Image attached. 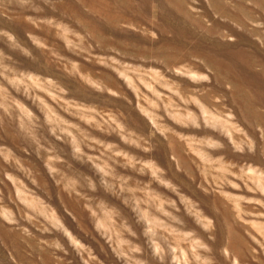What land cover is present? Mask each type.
<instances>
[{
    "label": "rangeland",
    "instance_id": "374dc122",
    "mask_svg": "<svg viewBox=\"0 0 264 264\" xmlns=\"http://www.w3.org/2000/svg\"><path fill=\"white\" fill-rule=\"evenodd\" d=\"M0 264H264V0H0Z\"/></svg>",
    "mask_w": 264,
    "mask_h": 264
}]
</instances>
